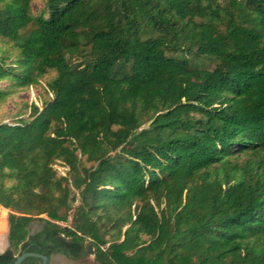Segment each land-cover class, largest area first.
Wrapping results in <instances>:
<instances>
[{
	"label": "trees",
	"instance_id": "obj_1",
	"mask_svg": "<svg viewBox=\"0 0 264 264\" xmlns=\"http://www.w3.org/2000/svg\"><path fill=\"white\" fill-rule=\"evenodd\" d=\"M34 1L0 0V102L54 73L0 121V264H264V0Z\"/></svg>",
	"mask_w": 264,
	"mask_h": 264
},
{
	"label": "rangeland",
	"instance_id": "obj_2",
	"mask_svg": "<svg viewBox=\"0 0 264 264\" xmlns=\"http://www.w3.org/2000/svg\"><path fill=\"white\" fill-rule=\"evenodd\" d=\"M42 0H35L32 3V9L36 12L37 8L41 7ZM1 44V43H0ZM3 48H6L10 53V57H14V51L9 48V44L0 46V52ZM192 64L197 65L200 69L211 70L215 67L216 61L213 58H200L195 60L190 58ZM54 76V73H50L45 76L40 85L37 87H29V88H19L16 93L9 96L4 102H0V121L11 122L13 117L21 112L24 113L28 111L26 106L34 103L38 107H41V103L45 98V83L49 81ZM7 86L6 82H2L0 84L1 88H5ZM243 158L240 159V161ZM55 168L63 175L64 169L63 167L56 165ZM9 214V210L0 207V253L4 252L7 249V240H6V224H7V216ZM40 222H32L29 226L30 234H34L41 229ZM75 264H97L93 256H88Z\"/></svg>",
	"mask_w": 264,
	"mask_h": 264
},
{
	"label": "water",
	"instance_id": "obj_3",
	"mask_svg": "<svg viewBox=\"0 0 264 264\" xmlns=\"http://www.w3.org/2000/svg\"><path fill=\"white\" fill-rule=\"evenodd\" d=\"M26 258L39 259L41 261L40 264H75L78 262L64 256L63 254H53L47 258L41 254L23 251L15 257L13 264H21Z\"/></svg>",
	"mask_w": 264,
	"mask_h": 264
},
{
	"label": "crops",
	"instance_id": "obj_4",
	"mask_svg": "<svg viewBox=\"0 0 264 264\" xmlns=\"http://www.w3.org/2000/svg\"><path fill=\"white\" fill-rule=\"evenodd\" d=\"M7 230H8V226H7V224H6V234H7Z\"/></svg>",
	"mask_w": 264,
	"mask_h": 264
},
{
	"label": "flooded vegetation",
	"instance_id": "obj_5",
	"mask_svg": "<svg viewBox=\"0 0 264 264\" xmlns=\"http://www.w3.org/2000/svg\"><path fill=\"white\" fill-rule=\"evenodd\" d=\"M82 260V259H81ZM76 261H80V260H76Z\"/></svg>",
	"mask_w": 264,
	"mask_h": 264
}]
</instances>
